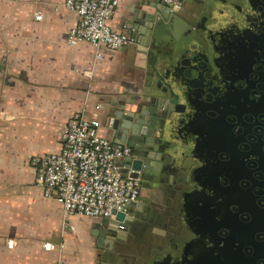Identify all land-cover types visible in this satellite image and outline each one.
<instances>
[{
	"label": "crops",
	"instance_id": "1",
	"mask_svg": "<svg viewBox=\"0 0 264 264\" xmlns=\"http://www.w3.org/2000/svg\"><path fill=\"white\" fill-rule=\"evenodd\" d=\"M189 2L184 0L179 10ZM159 4L119 0L109 25L127 31L134 43L105 49L98 59L90 43H67L78 16L65 7V0H0V264H111L112 247L130 248L126 251L133 258L148 253L152 261L162 257L180 228L189 230L186 208L192 198L187 193L192 190L183 188L175 198L171 191L163 192L152 201L151 192L138 179L141 197L129 207L125 229L115 227V219L108 225L82 215L66 219L58 203L44 196L30 165L34 155L61 151V131L76 114L97 117L101 135L112 142L127 137L125 124L131 122L126 116L137 114L149 102L143 89L149 61L144 46L169 50L188 42L182 37L183 28L176 40L170 31L165 40L158 39L155 29L154 37H147L152 17L178 16V9L170 12L163 5L160 11ZM216 9L233 11L220 5ZM119 165L124 175H133L127 158ZM194 174L189 171L190 180H195ZM161 177L163 188L170 189L168 184L181 179ZM10 239L15 241L12 248L7 245ZM46 243L54 248L46 249Z\"/></svg>",
	"mask_w": 264,
	"mask_h": 264
},
{
	"label": "water",
	"instance_id": "2",
	"mask_svg": "<svg viewBox=\"0 0 264 264\" xmlns=\"http://www.w3.org/2000/svg\"><path fill=\"white\" fill-rule=\"evenodd\" d=\"M158 2L160 3L159 10L162 11L164 4ZM171 17L183 23L185 29L189 28L192 36L187 38V43L178 44L169 50L153 46L147 49V45L144 46L143 51L149 53V61L144 71L143 89L149 102L141 105L137 114L126 116V120L131 122L130 125L125 124L129 133L119 142L128 144L132 148V154L127 158L133 166L132 176L139 179L142 187L151 192L152 201L159 198L163 192L171 191L175 198L181 195L183 188L187 191L192 190L187 194L193 197L199 209H206L207 215L211 214L215 208L214 202L217 197L215 184L218 176L209 159L215 148L212 134L205 135L204 133L203 135L202 133L201 135L200 125L205 121L211 128L214 123L213 109L218 99L217 91L221 90L223 84L227 82L225 70L222 68H227L231 54L229 42L220 43V47L217 48L214 41L209 42L207 34L217 33L220 28L223 30L224 27L233 24L234 31L231 38L238 40L239 47L243 50L250 42L249 36L259 37L264 33L263 23L259 21L263 16L243 13L235 21H230L224 14L210 16L207 19L210 29L205 27L203 32L206 34L201 35L196 32L198 27L194 25L195 23L180 17L178 19L174 15ZM151 19L153 24L149 28L151 31L147 37H154L152 30L155 29L158 39L165 40L167 34L162 33L161 30L167 28V25L159 17ZM163 19L167 20L168 17ZM191 42L195 47L189 46ZM181 54H184V57L181 58ZM204 151L208 158L199 155ZM223 157L226 160L229 159L227 153H223ZM198 158L200 160L197 163ZM152 161L155 164H151ZM189 171L196 173L194 174L195 180H190ZM162 174L174 177L180 175L181 179L168 184L172 187L171 189L169 186L163 188L166 183L162 182ZM224 180V176L219 179L220 182ZM175 186L182 187V189H175ZM126 216L127 213H117L115 227L121 225L128 229V225H123L127 219ZM98 219L103 220L102 222L106 225L110 222L106 218ZM110 231L117 233L115 229ZM209 236L210 234L202 236L201 232L192 230L189 232L185 228H180L177 240L175 239L171 248L161 253L162 257H157L156 261H151L147 256L148 253L142 256L138 253L136 258H133L130 257L129 251L128 253L126 251L130 248L114 251L112 247L109 249L112 256L110 263L200 264L196 245L201 242L202 238H205L208 243L207 248L210 249L213 239ZM136 243L141 244L139 240ZM189 243L195 245L190 252L187 251Z\"/></svg>",
	"mask_w": 264,
	"mask_h": 264
},
{
	"label": "flooded vegetation",
	"instance_id": "3",
	"mask_svg": "<svg viewBox=\"0 0 264 264\" xmlns=\"http://www.w3.org/2000/svg\"><path fill=\"white\" fill-rule=\"evenodd\" d=\"M200 2L199 20L194 24L200 35L206 34L203 31L208 17L222 14L230 21L240 18L243 13L262 15L259 21L264 29V0ZM218 5L233 11L217 10ZM172 15L163 16L168 19L162 21L176 40L185 25ZM232 26L207 34L209 42L214 41L217 48L220 43L229 42L231 54L227 68H222L227 82L217 91L214 123L211 128L205 121L200 125V134H212L215 147L211 158L209 156L218 176L215 208L206 215V209H199L193 197H190L192 199L186 208L189 232H201L202 236L210 234L213 239L210 249L205 238L196 245L200 264H264V33L259 37L249 36L250 42L242 50L239 41L231 38ZM191 36L189 28H186L183 39ZM223 153L228 154V160ZM199 155L205 156V151ZM197 160L199 162L200 159ZM222 176L225 177L224 182L219 181ZM194 246L189 243L187 251H192Z\"/></svg>",
	"mask_w": 264,
	"mask_h": 264
},
{
	"label": "built area",
	"instance_id": "4",
	"mask_svg": "<svg viewBox=\"0 0 264 264\" xmlns=\"http://www.w3.org/2000/svg\"><path fill=\"white\" fill-rule=\"evenodd\" d=\"M158 1L174 12L184 0ZM118 4L119 0H65V7L78 16L77 24L68 33L67 43H90L98 59L103 58L105 49L118 50L132 45L134 39L127 31H115L109 25ZM36 18L40 20L41 14L37 13ZM100 128L97 117L76 114L61 131L60 152L34 155L30 159L44 196L58 203L66 219L72 215L115 219L117 213H127L140 200L139 180L124 175L119 165L131 156L132 148L102 136ZM7 245L12 248L15 241L10 239ZM44 247L53 249L54 245L46 243ZM58 264L66 263L59 261Z\"/></svg>",
	"mask_w": 264,
	"mask_h": 264
},
{
	"label": "rangeland",
	"instance_id": "5",
	"mask_svg": "<svg viewBox=\"0 0 264 264\" xmlns=\"http://www.w3.org/2000/svg\"><path fill=\"white\" fill-rule=\"evenodd\" d=\"M200 4V0H192L188 4L184 3V8H181L180 10L178 9L176 14L191 23H195L197 19H199L198 16L200 15ZM161 32L168 34L169 30L167 28H162Z\"/></svg>",
	"mask_w": 264,
	"mask_h": 264
}]
</instances>
